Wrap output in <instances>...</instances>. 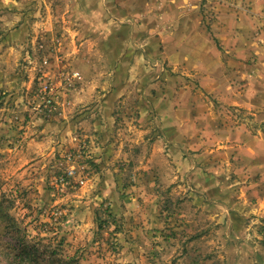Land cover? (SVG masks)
Listing matches in <instances>:
<instances>
[{"label": "rangeland", "instance_id": "obj_1", "mask_svg": "<svg viewBox=\"0 0 264 264\" xmlns=\"http://www.w3.org/2000/svg\"><path fill=\"white\" fill-rule=\"evenodd\" d=\"M78 1L49 0L50 29L41 22L47 11L34 10L27 41L15 32L19 14L0 10V264H264V216L254 182L235 178L233 157L200 158L193 143L184 148L159 138L155 123L142 126L138 104L179 85L210 101L223 127L256 133L264 124L253 112L203 90L190 68L195 45L179 42L182 28L174 25L160 30L165 42L115 44L118 52L142 56L135 69L165 70L167 79L152 75L142 85L143 76L133 75V91L119 99L109 136L85 137L89 132L69 119L71 92L82 75L66 64L63 34L104 40L127 34L113 12L101 19L100 0H87V12L75 10ZM223 1L201 0L200 34L213 42L222 61L264 69V23L215 26L222 12L237 18L248 12ZM65 2L75 5L66 14ZM62 14L70 21H62ZM146 29L159 33L155 26ZM96 45L113 47L101 42L93 49ZM175 52L186 54L182 59ZM208 175L214 179L207 187Z\"/></svg>", "mask_w": 264, "mask_h": 264}, {"label": "crops", "instance_id": "obj_2", "mask_svg": "<svg viewBox=\"0 0 264 264\" xmlns=\"http://www.w3.org/2000/svg\"><path fill=\"white\" fill-rule=\"evenodd\" d=\"M224 1L240 5L236 9L239 11L249 10L246 5L256 6L253 0ZM87 3V0H79L75 10L79 8L87 12V9H90ZM200 4L201 0H100L96 4V11L99 12L101 19H104L105 11L113 12L112 15L115 18L121 19L120 22L123 25H119V28L127 35L118 32L107 36L105 40L104 36L96 37L95 40L89 35L85 37L63 34L62 43L66 44L63 52L66 64L72 69L79 70L82 75L80 84L71 92L73 98L69 100L67 106L73 113L69 116L70 123H79L85 133L89 132L88 135L84 134L85 137L91 134L109 136L115 120L114 110L119 99L125 96L130 97L133 91L134 85L131 84L133 75L143 76L142 85H145L147 83L145 81L150 80L152 75H163L167 79L165 70L162 72V70L154 69L146 72L145 68L135 69L136 62L141 61L142 56L133 57L129 51L118 52L115 44H118L119 48L120 43L123 42H165L167 40L163 34L161 35L160 30L166 26L176 25L182 28L176 34L177 40L181 43L191 42L195 45L192 50L190 68L195 72L203 90L223 104L241 108L245 112H253L255 121L264 124V69L259 70L256 67L249 71L237 67L235 63L232 66L231 62L221 60L220 54L214 50L213 42L207 39V36L200 34ZM74 6L65 2L64 13L71 11ZM225 9L231 11L234 8ZM0 10L19 14L17 16L19 17L18 27L15 32L23 37V41L28 40V36H25L28 27H34V21L30 20L36 15L34 10H37V13L47 11L46 15L41 17V22L44 23L43 28L45 29L52 27L53 16L49 0H0ZM260 10L264 12V7ZM227 13H221L215 26L243 28L245 25L252 26L255 23L245 14L237 18L233 16L234 14ZM65 14L59 15L62 21H66ZM129 16L131 19L124 20L123 17ZM79 18L85 19L84 14L80 13ZM67 20V22L70 21L68 18ZM108 21L107 23H110L111 20ZM41 22L36 25L40 26ZM148 26L158 27L159 33L146 32ZM190 28H195V32L192 33L194 31L192 30L190 33ZM44 33L47 35L46 32ZM50 35L47 36L52 37ZM229 35L222 36L223 43L227 44L226 40L229 37L232 38L231 32ZM100 41L110 42L113 47L106 50L96 45L93 49L92 46L95 43H101ZM75 42L79 44L77 47H75ZM185 54L175 52L172 56L183 59ZM232 54L231 50L226 51L224 57H230ZM202 60H207V63H203ZM57 65L55 61L54 67ZM184 87L178 85L173 89L169 88L170 90L165 88V93L160 94L157 99L140 98L138 108H140L139 121L142 126L146 127L155 123L159 128V138L166 139L173 146L181 144L187 148L191 143L195 144L198 148L197 156L200 158L207 153H211L213 158L225 157L223 153L233 157L236 164L234 170L238 176L235 178L250 177L251 182H254L252 186L255 185L258 189L257 195L262 203L258 212L264 216V131L251 133L245 126L223 127L214 107L208 103L210 101H204L201 95L193 94ZM168 91L170 94H172L171 91L173 94L175 92L176 96L170 98ZM183 93L188 95L187 99L183 98ZM220 143L224 144L222 145L224 149H219ZM209 144L214 146L211 148ZM213 179L209 175L207 178L204 177L203 185L212 186L210 182Z\"/></svg>", "mask_w": 264, "mask_h": 264}, {"label": "clouds", "instance_id": "obj_3", "mask_svg": "<svg viewBox=\"0 0 264 264\" xmlns=\"http://www.w3.org/2000/svg\"><path fill=\"white\" fill-rule=\"evenodd\" d=\"M253 3L256 4L255 7L250 5H246L248 7L247 16L251 18V20L255 21L256 23H264V12L260 9L264 7V0H253Z\"/></svg>", "mask_w": 264, "mask_h": 264}, {"label": "trees", "instance_id": "obj_4", "mask_svg": "<svg viewBox=\"0 0 264 264\" xmlns=\"http://www.w3.org/2000/svg\"><path fill=\"white\" fill-rule=\"evenodd\" d=\"M261 233L263 234V240H262L261 244H262V246L264 248V227L262 228V232Z\"/></svg>", "mask_w": 264, "mask_h": 264}]
</instances>
